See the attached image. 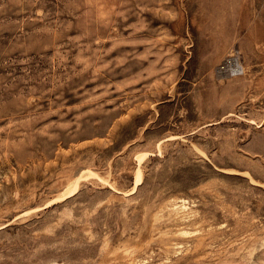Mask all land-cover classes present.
Here are the masks:
<instances>
[{"label":"rangeland","instance_id":"obj_1","mask_svg":"<svg viewBox=\"0 0 264 264\" xmlns=\"http://www.w3.org/2000/svg\"><path fill=\"white\" fill-rule=\"evenodd\" d=\"M0 264H264V0H0Z\"/></svg>","mask_w":264,"mask_h":264},{"label":"bare ground","instance_id":"obj_2","mask_svg":"<svg viewBox=\"0 0 264 264\" xmlns=\"http://www.w3.org/2000/svg\"><path fill=\"white\" fill-rule=\"evenodd\" d=\"M226 70V71H224V72H222V70ZM231 69V67H223V68H221V69H219L220 70V73H222V74H228V72L227 71H229Z\"/></svg>","mask_w":264,"mask_h":264}]
</instances>
